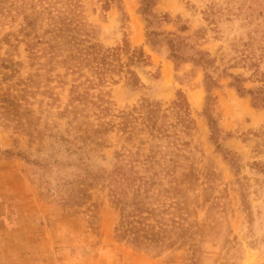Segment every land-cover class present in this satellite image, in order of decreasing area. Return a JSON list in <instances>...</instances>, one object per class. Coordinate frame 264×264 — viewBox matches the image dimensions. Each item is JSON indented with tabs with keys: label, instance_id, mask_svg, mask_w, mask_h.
Here are the masks:
<instances>
[{
	"label": "rangeland",
	"instance_id": "1",
	"mask_svg": "<svg viewBox=\"0 0 264 264\" xmlns=\"http://www.w3.org/2000/svg\"><path fill=\"white\" fill-rule=\"evenodd\" d=\"M143 9L0 0V264H264V107L248 93L264 90V0H156L150 24ZM88 48L107 55L99 75L75 67ZM118 170L157 245L120 237L102 178Z\"/></svg>",
	"mask_w": 264,
	"mask_h": 264
},
{
	"label": "trees",
	"instance_id": "2",
	"mask_svg": "<svg viewBox=\"0 0 264 264\" xmlns=\"http://www.w3.org/2000/svg\"><path fill=\"white\" fill-rule=\"evenodd\" d=\"M156 0H142V6L144 7V12L143 15L145 16V20L150 24L149 18L153 20L155 16L152 14L149 16L146 14L145 10H151L152 7L154 6ZM162 36L163 40L165 41V44L168 46L170 56L176 60H181V61H186L189 60L196 64L197 66H200L204 71L207 70L208 67H210L215 61L211 59L207 53L202 52V51H196V56H189L185 54L184 51H187L188 49H191L181 37H177L176 40L171 39L167 36L169 34H164V33H153L150 32L148 34L149 40L153 46L158 45V41L154 39V36ZM187 49V50H186ZM89 51L83 50L81 52L80 56L77 59V65L75 67H86V65H92L94 61H96L97 66L93 67V70L95 71L94 73L99 75L100 72V67H99V62H104L107 58V55H102L97 59V54H99L96 50H93L91 48H88ZM89 52V53H88ZM115 53H112V58L115 57ZM91 57V58H89ZM69 59H72L71 56H69ZM204 84H214L215 81L212 80V78L207 74V72H204ZM130 80L132 83L137 82V78L135 77L134 73L130 72ZM234 80L238 81L236 78ZM234 86L237 89V92L242 94L243 89L241 88L240 85L234 84ZM251 96V100L255 105L258 106H263L264 107V90L259 89L256 91H251L248 92ZM103 181L107 183V186L112 194V196L115 198L116 204L119 207L120 214H121V222L119 225V230L121 231L120 237L125 238L131 236L132 241L135 244H140L143 242H148L152 245H157L160 240L156 238L154 235H150L144 233L143 236H139V231H136L133 224L135 223H140L139 221H136L135 218L137 217L136 215V209L135 206L137 205L138 202L135 201L136 199V192L138 191L137 188H139L138 180L135 177H130V173L126 174L121 172L120 170L115 171L112 173L109 172L106 174V176L102 177ZM47 182L44 181V183H41V185L46 184ZM132 208L131 212H126V209ZM140 217V216H138ZM142 231L144 230V226L142 227Z\"/></svg>",
	"mask_w": 264,
	"mask_h": 264
}]
</instances>
